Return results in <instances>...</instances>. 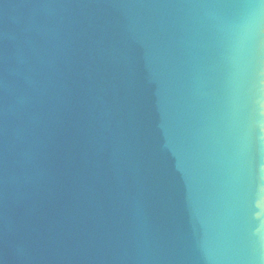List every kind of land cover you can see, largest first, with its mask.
I'll return each instance as SVG.
<instances>
[{
    "label": "water",
    "instance_id": "95a60500",
    "mask_svg": "<svg viewBox=\"0 0 264 264\" xmlns=\"http://www.w3.org/2000/svg\"><path fill=\"white\" fill-rule=\"evenodd\" d=\"M0 264H264V0H0Z\"/></svg>",
    "mask_w": 264,
    "mask_h": 264
}]
</instances>
